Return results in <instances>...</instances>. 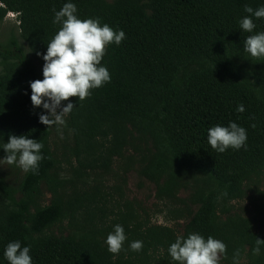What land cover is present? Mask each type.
<instances>
[{
  "label": "trees",
  "instance_id": "16d2710c",
  "mask_svg": "<svg viewBox=\"0 0 264 264\" xmlns=\"http://www.w3.org/2000/svg\"><path fill=\"white\" fill-rule=\"evenodd\" d=\"M68 2L79 18H99L126 38L110 44L101 61L109 83L83 101L61 102L74 105L65 118L70 141L61 156L51 145V127L39 122L47 110L31 104L30 82L43 79L35 63L16 41L0 43V166L18 168L2 161L10 135L42 143L45 157L16 186L0 170V264H9L4 251L16 240L30 246L32 264H179L168 252L174 230L128 227L131 212L112 221L128 236L123 250L118 255L107 250L110 227H104L106 214L97 206L104 197L84 187L90 173L109 172L126 151L136 155L129 164L154 184L157 199L187 208L190 219L181 236L221 240L223 264H233L237 252L238 264H264V245L259 255L252 251L264 233L254 230L251 218L232 211V203L246 196V185L264 177V59L243 48L247 36L264 32V18L252 17V33L239 23L250 16L245 5L255 10L264 0H0V23L15 14L21 40L43 66L47 44L62 26L53 24V9ZM240 104L244 112L237 111ZM230 122L246 130V145L216 152L207 143L208 130ZM63 164L72 177L62 176ZM42 185L48 204L42 202ZM186 187L189 197L179 200ZM258 215L264 229V204ZM64 222L76 233L50 232ZM137 240L143 242L140 252L130 249Z\"/></svg>",
  "mask_w": 264,
  "mask_h": 264
},
{
  "label": "clouds",
  "instance_id": "9594fccd",
  "mask_svg": "<svg viewBox=\"0 0 264 264\" xmlns=\"http://www.w3.org/2000/svg\"><path fill=\"white\" fill-rule=\"evenodd\" d=\"M53 11V24L62 26L47 44L46 54L42 57L43 79L30 82V100L34 108L47 110V115H39V122L47 128L56 126L59 131L66 126L65 118L74 108L71 102L61 107V102L70 101L73 97L83 101L91 96L93 89L110 82V73L105 66H101V61L108 46L120 45L126 36L123 30L116 31L106 23L101 25L99 18H79L74 3H65L59 11ZM244 11L250 16L239 22L240 28L252 33L256 27L252 17L264 18V6L254 10L245 5ZM243 43L244 50L252 58L264 59V32L247 36ZM36 54L40 55L39 52ZM237 111H245L243 104L237 106ZM246 141V130L235 122H230L227 127H211L207 134V143L219 153L229 148L239 150L246 145ZM42 148V143L25 135H10L8 142L3 145L7 155L2 161L17 165L25 173L31 171L35 174L39 163L45 158L41 155ZM126 239L123 227L115 225L114 231L105 240L108 252L118 255ZM255 244L253 254L259 255L264 240L257 238ZM142 248V241L130 244L134 252H140ZM168 252L171 259L179 264H219L221 254L226 253V245L211 236L205 239L198 233H190L187 238L178 235L175 242L170 244ZM29 253L30 246L22 247L21 242L16 240L7 244L4 256L9 264H32ZM238 256V252L234 254L233 264H238Z\"/></svg>",
  "mask_w": 264,
  "mask_h": 264
},
{
  "label": "rangeland",
  "instance_id": "374dc122",
  "mask_svg": "<svg viewBox=\"0 0 264 264\" xmlns=\"http://www.w3.org/2000/svg\"><path fill=\"white\" fill-rule=\"evenodd\" d=\"M16 41L17 45L21 48L23 54L31 59L43 78L42 68L32 55L27 45L20 38V30L18 20L15 14H8L3 22L0 23V43L8 45L10 41ZM59 111V109H58ZM51 145L56 153L62 155L63 144L70 141V134L66 126L62 127L59 131L56 126L51 127ZM130 157H136L131 151H126L124 159L114 160L113 167L109 172L95 171L89 174L87 178L88 189L92 192L91 188H96L104 200L99 202L97 206L104 210L106 214L104 227H110L106 233L105 238L110 232L114 230L112 221H116L123 213L133 215V222L128 227L134 224L144 226H167L174 230L176 236L182 233V229L188 222L190 217L187 214V208L178 201H168L166 199L159 200L155 196V186L153 183L148 182L142 178L138 172V167L129 164ZM63 166L62 176L66 178L72 177L68 166ZM0 170L5 177L6 181L16 186L20 181L23 171L19 167L17 169L8 166H0ZM126 171V173H125ZM246 196L242 200L234 201L232 203V211L243 214L254 221V230L256 232L264 233V229L259 224L258 212L264 204V177L254 178L246 185ZM45 185L41 186L43 194V204H48L50 195L46 191ZM191 193L189 187L182 189L177 198L179 200H187ZM192 211L195 209L192 208ZM51 233L57 236H66L68 234L76 233L74 227H71L68 222L52 227ZM128 237V236H126ZM125 255V254H123ZM219 264H223L221 257Z\"/></svg>",
  "mask_w": 264,
  "mask_h": 264
}]
</instances>
